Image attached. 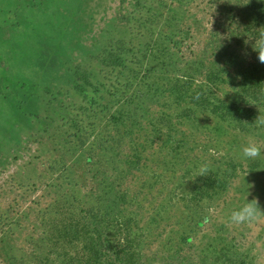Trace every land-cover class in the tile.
I'll use <instances>...</instances> for the list:
<instances>
[{"label":"rangeland","instance_id":"374dc122","mask_svg":"<svg viewBox=\"0 0 264 264\" xmlns=\"http://www.w3.org/2000/svg\"><path fill=\"white\" fill-rule=\"evenodd\" d=\"M136 1L0 0V126L10 118L5 117L6 115H15L9 110L12 109V104H5L9 100L19 104V107L13 105L18 108L16 112L23 109L26 115L29 109L32 113H39L45 121V104L52 101V95L61 101L76 93L70 71L64 63L67 58L63 51L70 58H74V61L86 60L90 53L95 52L109 38L124 39L131 44L130 40H134V32L138 29L133 31L135 17L131 20L127 18L133 16L135 11L131 4ZM222 1L177 2L172 4V10L168 12L167 6L160 5L157 0H141L147 12L159 14L160 21L154 30H159L163 20L170 18L172 13L175 16L172 27L182 31L177 34L179 37L175 35L174 38L184 39V44L180 47V52L173 49L175 55L172 54L171 58L176 68L189 70L188 68L194 66L193 86L205 83L201 74L206 73L207 68L198 65L196 69L198 57L201 60L198 51L206 42L207 29L214 26L209 23L222 17L218 15ZM76 3L81 4L84 12L64 11V7L70 8ZM58 9L64 13L59 14ZM161 42L162 39L157 40L160 52L163 49ZM163 43L171 50L168 42ZM60 45L67 46L68 49L62 51L59 49ZM189 47L192 54H189ZM41 51L48 53L43 59L53 57L59 59L62 65L57 68V62L54 65L49 60L41 63ZM242 52L246 61L253 58L252 50L245 53L242 48ZM206 61L207 59L201 60L203 64ZM49 66L58 69L50 76L47 74ZM128 67L139 72V75L136 74L137 78L131 79L133 91L137 89L138 80L142 79L146 84L147 81L150 84L155 81L162 86L163 79L168 81L177 75L164 71V66L152 68L148 74L144 73L147 66L142 65L139 68L137 62ZM242 72H245V67H227L221 73L220 84L212 87L208 94L215 96V99H204L203 102L200 100L197 107L193 100L186 97L182 98L178 106L167 94L151 91L142 96V106L149 108L150 114L145 117L147 121L141 122L154 137L145 138L147 142L139 145L140 162L133 166L127 165L130 171L125 180L126 203L122 207L116 205L114 210L119 212L108 216L102 222L105 226L108 225V231H113L118 227V217H131L133 226L140 228L136 234L149 244L146 250L143 249L145 255H152V248L159 264H216L213 261L214 253L220 248L227 250L230 245L244 254L243 260L246 263L264 264V214L242 225H233L227 219L228 213L243 203L242 198L248 185L250 187L247 189L246 199L255 198L264 212V160L247 161L237 157L240 146L250 140L264 144V136L254 135L249 127V123L258 116V109L246 101L250 112H245L242 123L233 121L230 124L228 121H220L212 109L219 101L226 102L225 104L233 102L229 99L233 97V89L240 88ZM162 75L165 78L161 79ZM178 77L184 78L181 75ZM47 94L50 99H46ZM35 100H39L38 104ZM243 101L245 100H238V106H247ZM183 107L190 108L191 112L187 115ZM218 111L225 109L219 108ZM137 113L136 118H140L139 115L144 118L142 112ZM130 115L131 118L134 116L132 111ZM32 118L33 116L30 120ZM33 121L31 124L36 126ZM19 123L20 121L16 124L17 129L22 127ZM31 131L36 133L30 124L21 129L24 140L22 151L19 152L21 158L14 160L8 156L6 159L0 148V218L6 219L3 214L9 211L8 214L11 215L7 218L14 220L7 233L0 230V264H62L66 257L64 255L76 254V251L67 249L62 250L64 257L58 251L44 252V247L49 243L46 233L50 234V227L47 228L44 218H65V223L69 224L75 221L74 209L63 205V210L60 206L55 207L53 203L56 198L47 192V179L34 173L44 171L40 169L45 154L34 157L24 174L17 169L19 164L35 154L36 142H25ZM137 139L140 140L139 136ZM149 140L152 142H148ZM130 144L133 145L134 142L131 141ZM128 146L130 145L122 148L123 152L133 153V147ZM202 163H208L211 170L206 175L192 178L197 166ZM82 165L80 163L79 166ZM31 167H38L39 170ZM34 182L35 187L31 185ZM123 189L122 184L119 190ZM204 191L210 196L205 195L196 200L193 194ZM75 193L78 192L74 191L71 195ZM78 194L82 197L84 190ZM207 203L209 206L206 207ZM205 215H208V219ZM212 237L214 238L211 239ZM204 251L209 252L207 258ZM230 258L226 256L222 262Z\"/></svg>","mask_w":264,"mask_h":264},{"label":"trees","instance_id":"16d2710c","mask_svg":"<svg viewBox=\"0 0 264 264\" xmlns=\"http://www.w3.org/2000/svg\"><path fill=\"white\" fill-rule=\"evenodd\" d=\"M188 1L192 0H157L160 5L167 6L168 12L172 10V4ZM246 2L247 0H223L218 8V15H222L221 19L209 23L215 27L207 29L206 42L198 51L201 60L207 59V61L203 64L198 57L196 62V69L198 65L200 67L204 65L205 69L207 68L206 73L201 74L205 78L203 84L193 86L194 66L188 68L189 70L176 68L171 58L172 54L175 55L173 49L180 52V47L184 44V39L174 38L175 35L179 37L180 35L177 34H180L182 30L172 27L175 18L173 13L170 18L163 20L159 30H154V27L157 28V22L160 21L159 14L147 12L146 6L141 0H137L131 4L135 11L133 16L127 18L131 20L135 17V23L132 24L133 31L138 29L134 32V40H130L131 44L124 39L109 38L108 41L104 40L97 49L95 48V52L90 53V57H86V60L76 59V61L70 58L66 51H63L67 46L60 45L59 49L65 53L67 58L64 63L70 71L71 82H73L76 93L69 99L61 101L52 95L54 97L52 101L45 104L47 110L45 121L39 113H32L29 109L26 115L23 109L16 112L19 104H14L13 100L5 103L12 104V109L9 110L15 115H6L5 117L10 118L3 121L0 126V148L4 151L3 155L5 154L6 159L8 156L14 160L21 158V145L24 142L21 129L30 124L36 133L31 131L25 142L27 144L35 141L36 151H34L35 154L29 156L28 160L19 164L17 169L22 170L24 174V170L29 169L34 157L45 154V160L40 169L44 171L34 173L47 179V192L56 198V202L53 203L55 207L60 206L63 210V206H69L74 209L75 221L69 224L65 223V218L56 220L51 216L44 218L47 228L50 227L48 230L50 234L46 233L49 243L44 247V252L58 251L60 255H64L62 250L76 251V254L72 256L64 255L67 258L62 255L61 257H64L62 264H159L152 248H150L152 255L147 253L145 255L149 244L136 234L140 228L133 226L131 217H118L116 219V227H118L113 231H108V225L105 226L102 222L108 216L119 212V210H114L116 205L122 207L126 203L127 182L125 180L130 171L127 165L133 166L140 162L139 145L147 142L145 138L154 137L150 135L148 127H144L143 124L147 121L145 117L150 114V109L142 106V96L151 91L162 95L167 94L178 106L182 98L186 97L188 100H193V104L197 107L200 100L203 102L204 99H215V96L208 94L212 87L220 84L221 73L225 72L227 67L233 66L235 69L245 67L240 88H232L233 97L229 100L233 102L225 104L226 102L219 101V104L212 107L220 121H228L229 124L233 121L242 123L245 112H250V106L246 101L248 102L255 96L258 84L264 83V63L258 61L256 53L250 47L251 41L248 44L244 43L243 34L245 31L264 26V2L262 0ZM64 9L67 12H84L81 4L78 3L70 8L66 6ZM57 12L64 13L60 9ZM167 29L170 31L168 32ZM161 39L160 45L162 44L163 49L160 52L157 40ZM163 42H168L171 50ZM242 48L246 51L245 53L252 50L253 58L250 61H246V57H243ZM158 51L159 54H157ZM97 52L99 53L94 55ZM192 53L189 47V54ZM45 54L48 53L41 51V63L49 60L48 62L54 65L57 62V68L62 65L59 59L53 57L43 59ZM175 58L180 61L177 56ZM135 62L138 63L139 68L142 65L147 66L144 69L145 74L150 73L152 68L164 66V71L177 75L168 81L163 79L162 86L161 83L155 81L151 84L147 81L146 84L142 79L138 80L137 89L133 91L131 79L137 78L139 72L133 71V68L128 66ZM47 70L50 76L58 69L49 66ZM179 75L184 78L178 77ZM160 78L165 77L162 75ZM230 81L233 83L232 80ZM47 96L48 94L46 99L51 98ZM238 100H245L243 102L247 106H238ZM38 101L35 100V103L38 104ZM219 108H224L225 111L220 112ZM131 111L134 114L132 118ZM137 112H142L144 118L141 115H139L140 118H136ZM184 112L188 115L191 112L190 108H184ZM226 114L229 115L226 116ZM31 116L33 118L30 120ZM18 121L22 124L20 129L16 128ZM32 121L37 125L31 124ZM131 141L134 142L133 145L130 144ZM125 145L133 147V153L123 152L122 148ZM80 163L83 165L79 166ZM31 168L39 170L38 167ZM66 171L67 174H65ZM122 184L124 189L119 190ZM31 185L36 186L35 182ZM82 189L84 194L81 197L78 193ZM74 191L78 193L71 195ZM193 195L196 200L205 195L210 196L207 191ZM207 206L209 203L206 204ZM8 213L9 211H6L3 214L6 219L0 218V230L3 233H7L14 223V220L7 218L11 215ZM205 216L208 219V215ZM199 223L201 225L200 220ZM235 249L231 245L227 250L220 248L217 253H214V263L250 264L243 260L244 254ZM204 252L207 258L209 252ZM8 256L13 255L8 254ZM226 256L231 258L222 262ZM17 264H23V262H17Z\"/></svg>","mask_w":264,"mask_h":264},{"label":"clouds","instance_id":"9594fccd","mask_svg":"<svg viewBox=\"0 0 264 264\" xmlns=\"http://www.w3.org/2000/svg\"><path fill=\"white\" fill-rule=\"evenodd\" d=\"M262 2H264V0H262ZM243 34L245 36L244 43L248 44L249 41H251L250 47L256 53L258 61L264 63V26L245 31ZM247 103L255 105L259 112L254 121L249 123L251 132L257 136H264V112H262V108H264V83L258 84V87L255 90V96ZM237 157L247 161L264 160V144L250 140L240 146L239 151L237 152ZM209 170H211L210 165L208 163H202L197 166L192 178L196 177L197 175H206ZM249 187L250 185H248L245 189L242 198L243 203L237 207H234L228 213V222L233 225L250 223L259 215L264 214L255 198L251 200L246 199V196L248 195L247 189Z\"/></svg>","mask_w":264,"mask_h":264}]
</instances>
